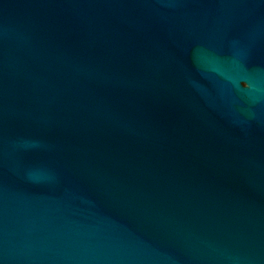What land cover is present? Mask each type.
<instances>
[{
  "label": "water",
  "instance_id": "water-1",
  "mask_svg": "<svg viewBox=\"0 0 264 264\" xmlns=\"http://www.w3.org/2000/svg\"><path fill=\"white\" fill-rule=\"evenodd\" d=\"M0 264H264V0H0Z\"/></svg>",
  "mask_w": 264,
  "mask_h": 264
}]
</instances>
